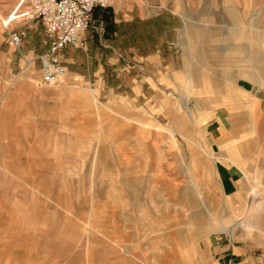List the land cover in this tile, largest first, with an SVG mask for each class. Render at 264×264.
Listing matches in <instances>:
<instances>
[{"label":"rangeland","instance_id":"obj_1","mask_svg":"<svg viewBox=\"0 0 264 264\" xmlns=\"http://www.w3.org/2000/svg\"><path fill=\"white\" fill-rule=\"evenodd\" d=\"M111 1V7L96 14L90 33H104L109 24L115 28L130 19L137 33L144 32L140 19H151L156 22L153 32H170L176 39L170 65L131 72L125 82L113 74L109 91L101 79L92 81L91 59L83 58L78 74L64 76L55 88L41 86L38 63L21 62L18 67L19 54L9 35L20 30L23 8L19 0H0V264H215L210 245L204 244L221 237L206 230L209 214L214 219L221 215L213 210L221 201L220 181L209 182L199 200L173 194V184L190 181L184 165L191 153L182 129L172 127L181 120L184 124V119L193 129L181 105L184 97L179 99L172 80L174 73L185 77L187 68L192 69L193 82H187V76L182 82L194 91L201 89L200 68L210 70L207 79L213 93L203 98L221 93L225 78L249 91L250 98L241 99L242 121L248 126L256 123L252 153L258 156L250 165L264 174V82L258 86L236 77L240 72L252 75L247 55L257 54L253 65L264 81V45L259 44L264 41V3L237 0L235 10L243 20L238 28L250 36L240 39L232 32L236 21L227 13L226 0ZM174 3H181L190 23L185 25ZM186 27L207 32L194 46L202 52L194 61L188 55ZM68 88L73 91L66 92ZM196 97L201 96H187L192 109ZM165 100L168 110L163 113ZM252 101L254 112L249 114ZM228 114L220 106L203 129L215 153L220 145L226 147L218 120L230 129ZM171 137L180 149L171 147ZM223 153L227 155L225 148ZM227 167L235 172L232 191L245 193L252 181L245 185L237 168L229 163ZM216 169L220 176L230 173L220 163ZM260 182L257 197L235 195L237 204L246 208L238 223L251 219L258 230L235 225L234 240L254 246L256 264H264V181ZM203 202L209 213L200 206ZM180 206L192 209L184 213ZM190 219L193 230L186 231ZM201 235L206 240L193 239ZM187 253L190 260L184 258Z\"/></svg>","mask_w":264,"mask_h":264},{"label":"crops","instance_id":"obj_2","mask_svg":"<svg viewBox=\"0 0 264 264\" xmlns=\"http://www.w3.org/2000/svg\"><path fill=\"white\" fill-rule=\"evenodd\" d=\"M251 1L252 0H244V3L248 4ZM226 2L228 3L226 6L228 15L236 21V28L232 30V32L236 33L237 37H240V39L250 37L241 27L238 28L243 20L238 11L235 10L237 0H226ZM260 2L264 3V0H261ZM174 7L175 11L180 14V17L185 25L190 23V20L187 18V14L185 13L184 7L181 3H178L177 5L174 3ZM194 7L195 4L189 6V11L192 14L195 11ZM99 11L103 10L96 9L94 11L91 23L83 34V39L86 45L85 49L80 51L68 47L61 52V59L66 69L65 76H76L78 74L77 66L82 63L83 58L91 59L92 81L95 82L97 79H101L104 88L110 91L113 89V85H109L108 80L113 74H115L122 82H125L130 80L129 74L131 72L143 73L144 71L158 68L162 64L170 65V52L174 49V41L176 39L175 34L168 32L163 34L162 37L160 34L158 35L153 32L152 28L156 22L151 19H140V26H144V32L140 31L137 33L135 31L136 24L130 19L125 20L122 25H117L115 28L109 24L107 31L104 33H90L89 31L92 29V23ZM258 18L259 17H252L251 19L253 20ZM97 19L98 18L95 20ZM101 21L104 26H106V22L102 19ZM19 28L20 30L18 32L24 33V37L20 53H18V67L21 66V62L25 65L26 63L30 64L31 62L32 64L38 63L39 66L37 57L43 54L48 46L43 26L41 24L29 26L23 22ZM185 31V35L188 36L187 42L189 43L188 55L194 61L197 56L202 54L201 51L194 50V46H198L201 37L205 36L207 32L203 28L198 30L194 27L189 30L186 27ZM259 44L260 46H263L264 41H260ZM247 61L252 64V68L250 69L252 70V75H246L240 72L236 77L247 79L253 85L262 86L264 81L260 77L261 75L259 70L254 67L255 65H253V63L258 61L257 54L247 55ZM191 71V68H187V74L185 73L188 77L186 80L187 82H193L190 77ZM209 71L210 70L208 68H200L201 75L199 84H201V89L198 91H194L192 88L189 89L186 86V81L182 82V79L186 76L182 77L178 73H174L172 75V80L174 81L175 86L179 89V99L184 97V100H181V105H183L182 108L189 117L193 128L192 130H189L184 119V124L181 120L179 124L172 126L173 129H177V127L182 129L180 135H183L184 140L187 142L189 152L191 153L190 160L184 165V169L190 175L189 184H186L185 186L178 183L173 184V194L179 195L184 199H187L188 195H193L199 200L202 199V194L204 193L206 187H208L209 182L213 180L219 183L218 181H220L217 188L221 196V201L213 206V210L218 212L217 216L220 215L219 213H221V215L219 219L217 217L214 219V217H212L213 215L209 214L210 221L206 230L207 233H218L221 237H218L216 240H212L209 244L204 245L205 247L207 246L206 248L210 245L211 249L209 248V252L215 261V264H256V257L252 251L254 246L252 244H238V241L234 240L235 225L247 231L258 230V223H255L251 219L246 223L245 221L238 223V219L245 215L246 208L242 203L239 205L237 204V199L235 197L236 192L242 196L244 194L245 199L251 194L254 197H257L260 194L257 185L261 183L260 181H264L262 169L255 166V168L251 170L252 166L250 165V163L258 156L257 153H252L254 148L253 145H255L257 141L255 138V135L257 134V130L255 129L256 123L249 122L248 126L246 122L242 121L241 113L244 110V107L241 106V99L244 97L250 98V93L249 91L230 83L229 80L225 78V81L219 90L221 93H218L215 97L210 96V98H203L202 96L213 93L208 85L207 73ZM65 90L70 93L72 89L68 88ZM193 95L201 96L200 98H192L197 104L195 109L190 108L188 105L190 100L187 99V96ZM167 104V100H165V102H161V109L163 113L168 110ZM220 106H225L227 108L229 113L227 121L230 129H227L220 119L218 120L222 131V137L220 139L226 143V147L220 145V152L215 153L206 143V137L203 133V129L207 123L212 120V118L216 117L215 113ZM254 107V102L252 101L248 106L249 114L250 112L253 114ZM173 133L174 132L171 131L170 135L173 136ZM261 140L264 141V134L261 135ZM170 145L171 147L180 149L178 141L173 137H171ZM224 148L225 152L227 151V155L223 153ZM180 158L182 160L185 159L183 151L180 152ZM217 163L225 166L227 170L230 169V173L224 172V174L221 175L223 176L221 178L218 169H216ZM227 163L237 168L236 171L241 173L243 176L245 185L246 183L248 184L247 181H252L251 185H247V191L245 193L238 192V188H236V191H232V186L234 184L233 179L235 180V172H233L231 168L227 167ZM198 170L200 171L198 172ZM229 175L230 177H228ZM258 203V201H254V209L259 208ZM200 206H203L209 213V208L207 209L204 202L201 203ZM179 208L183 210L184 213H186L188 209H192L191 206H180ZM186 224V231H192V220L190 219ZM206 230L202 229L201 232H205ZM244 233L246 234L247 232ZM206 238V235H201L193 239L206 240ZM242 242L245 243L246 241ZM187 254H185L184 258L190 260L191 257L189 253ZM169 263L171 264L170 261Z\"/></svg>","mask_w":264,"mask_h":264},{"label":"built area","instance_id":"obj_3","mask_svg":"<svg viewBox=\"0 0 264 264\" xmlns=\"http://www.w3.org/2000/svg\"><path fill=\"white\" fill-rule=\"evenodd\" d=\"M26 25L41 24L47 49L37 57L41 86L55 88L65 76L61 52L68 48L83 49V34L89 27L96 9L111 7V0H19ZM24 33L12 31L9 42L20 53Z\"/></svg>","mask_w":264,"mask_h":264}]
</instances>
